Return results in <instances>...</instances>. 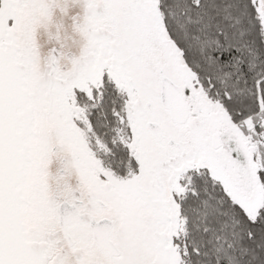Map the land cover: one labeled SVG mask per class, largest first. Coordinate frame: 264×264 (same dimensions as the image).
Segmentation results:
<instances>
[{
	"label": "snow or ice",
	"instance_id": "snow-or-ice-1",
	"mask_svg": "<svg viewBox=\"0 0 264 264\" xmlns=\"http://www.w3.org/2000/svg\"><path fill=\"white\" fill-rule=\"evenodd\" d=\"M0 264H264V0H0Z\"/></svg>",
	"mask_w": 264,
	"mask_h": 264
}]
</instances>
